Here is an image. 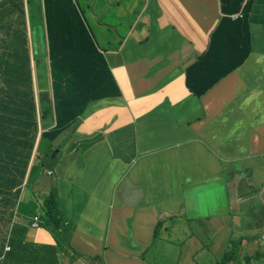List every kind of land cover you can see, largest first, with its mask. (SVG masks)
Wrapping results in <instances>:
<instances>
[{
  "label": "crops",
  "instance_id": "crops-1",
  "mask_svg": "<svg viewBox=\"0 0 264 264\" xmlns=\"http://www.w3.org/2000/svg\"><path fill=\"white\" fill-rule=\"evenodd\" d=\"M249 2L245 57L195 96L186 71L200 80L193 64L220 24L219 0H96L94 10L85 0L121 95L91 101L47 143L35 72L39 56L49 70L46 15L66 27L71 8L0 0V71H31L22 97L35 107L31 126L0 134V264H217L233 247L229 264H264V0ZM51 193L56 235L40 226ZM192 205L196 231L183 226Z\"/></svg>",
  "mask_w": 264,
  "mask_h": 264
},
{
  "label": "trees",
  "instance_id": "trees-1",
  "mask_svg": "<svg viewBox=\"0 0 264 264\" xmlns=\"http://www.w3.org/2000/svg\"><path fill=\"white\" fill-rule=\"evenodd\" d=\"M67 2L71 14L68 24H64L66 27L52 25L50 16L46 15L49 70L44 68L40 59L35 72V81L40 89L41 118H44V113H50L54 121L50 125L40 119L41 129H49L40 136L47 143H51L64 129H75L89 113L88 103L91 101L121 95L102 51L96 46L94 31L83 15L84 11L77 1L79 10L73 0ZM219 9L223 15L220 24L210 34L206 51L193 64L199 70L193 74L200 76V80L192 79V73L186 71L185 85L195 96L202 95L229 72L215 71L217 68H236L249 49V0H219ZM235 14L238 16L233 18ZM239 27L242 29L240 40L234 47L227 48L231 42L230 34L238 32ZM0 79L3 80L0 82V134L12 132L21 124L31 126L35 119L34 98L22 97L23 94H31V71H0ZM48 87L50 98L47 100ZM40 209V226L56 235L61 223L56 196L49 194ZM235 255L236 248L233 247L221 256L217 264H229ZM252 259L245 258V264Z\"/></svg>",
  "mask_w": 264,
  "mask_h": 264
},
{
  "label": "rangeland",
  "instance_id": "rangeland-1",
  "mask_svg": "<svg viewBox=\"0 0 264 264\" xmlns=\"http://www.w3.org/2000/svg\"><path fill=\"white\" fill-rule=\"evenodd\" d=\"M79 1V3L81 4V8H82V10L84 11V12H87L88 11V8L87 7H85L84 6V2H85V0H78ZM89 2H92L93 3V7H92V9L94 10L95 9V6H94V3H95V1L96 0H88ZM109 18H110V16H109ZM89 23H90V21H89ZM91 24V23H90ZM91 26H92V24H91ZM46 27V26H45ZM93 27L95 28V26L93 25ZM93 27H92V29H93ZM121 30H122V28H121ZM94 31V30H93ZM95 33V32H94ZM99 43V45H101L100 44V42H98ZM102 47V46H101ZM47 49H48V43H47ZM40 57V59H44L45 57L44 56H39ZM55 82H56V80H54ZM47 91H48V93H49V95H50V87H48V89H47ZM58 91L60 92V89H58ZM24 98V97H23ZM25 99V98H24ZM41 120L43 121V119L41 118ZM77 138V137H76ZM89 140H91L92 141V139H89ZM76 142V141H75ZM220 195L221 196H223V194H222V192H220ZM192 195H188V198L189 199H192ZM33 207V206H32ZM34 209H35V207H33ZM228 211H229V209H228ZM210 214H211V216H217V215H219L220 213H221V210L220 209H218V207L217 206H213V207H211V209H210V212H209ZM198 214H199V211L197 210V208L195 207V205H192L191 206V209L186 213V217L187 218H191L190 219V221H185V222H183V226H184V229L185 230H187V229H192L193 231H196V227H197V225H198V223H199V220H198ZM220 216V215H219ZM200 241V240H199ZM201 242V241H200ZM202 255H207L208 253H201ZM256 255H253L252 257H255ZM262 256V255H261Z\"/></svg>",
  "mask_w": 264,
  "mask_h": 264
},
{
  "label": "built area",
  "instance_id": "built-area-1",
  "mask_svg": "<svg viewBox=\"0 0 264 264\" xmlns=\"http://www.w3.org/2000/svg\"><path fill=\"white\" fill-rule=\"evenodd\" d=\"M237 16H238V14H235V15H233V18H236ZM48 174H50V172H48ZM38 223H39L38 218H34L32 223H31V227L37 228L38 227ZM8 249H9V247H7V250Z\"/></svg>",
  "mask_w": 264,
  "mask_h": 264
},
{
  "label": "clouds",
  "instance_id": "clouds-1",
  "mask_svg": "<svg viewBox=\"0 0 264 264\" xmlns=\"http://www.w3.org/2000/svg\"><path fill=\"white\" fill-rule=\"evenodd\" d=\"M34 218H38V220H39V217H38V216H36V217H34ZM34 218H33V219H34ZM38 227H39V223H38ZM38 227H37V228H38ZM31 228H33V227H31ZM33 229H36V228H33ZM7 247H9V249H8V250H10V246H9V245H7V246H6V249H7Z\"/></svg>",
  "mask_w": 264,
  "mask_h": 264
},
{
  "label": "flooded vegetation",
  "instance_id": "flooded-vegetation-1",
  "mask_svg": "<svg viewBox=\"0 0 264 264\" xmlns=\"http://www.w3.org/2000/svg\"><path fill=\"white\" fill-rule=\"evenodd\" d=\"M4 252H6L5 249H4Z\"/></svg>",
  "mask_w": 264,
  "mask_h": 264
}]
</instances>
